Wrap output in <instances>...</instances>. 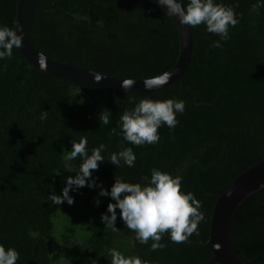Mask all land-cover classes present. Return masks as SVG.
<instances>
[{"label": "trees", "instance_id": "1", "mask_svg": "<svg viewBox=\"0 0 264 264\" xmlns=\"http://www.w3.org/2000/svg\"><path fill=\"white\" fill-rule=\"evenodd\" d=\"M17 1L0 0V24L15 28ZM36 1L32 41L53 58L132 78L160 75L178 59L177 26L150 0ZM222 2L239 14L230 39L221 41L222 48H211L219 36L203 24L191 28L193 56L183 74L189 89L176 81L150 96L185 101L177 126L158 129L159 144H121L122 136L110 135L111 128L119 130L123 111L146 94L62 80L32 66L18 48L0 60V243L18 250L16 264H111L112 248L149 264H218L206 244L217 196L264 159V7L253 11L256 0ZM103 109L112 113L107 125L100 122ZM82 136L89 154L101 143L107 146L106 159L122 147H132L136 154L133 167L98 162L93 177L108 190L115 176L139 182L150 178L153 167L181 175L182 190L202 201L199 234L175 243L165 233L166 247L152 250L151 239L139 243L119 215L117 230L104 226L101 214L115 201L98 197L99 188L82 187L70 192L71 205H53L48 195L61 194L64 178L75 176L82 163L79 157L63 160L71 141ZM66 163L72 171L53 173ZM231 234L247 264H264V187L241 204Z\"/></svg>", "mask_w": 264, "mask_h": 264}, {"label": "clouds", "instance_id": "2", "mask_svg": "<svg viewBox=\"0 0 264 264\" xmlns=\"http://www.w3.org/2000/svg\"><path fill=\"white\" fill-rule=\"evenodd\" d=\"M163 6L169 17L178 18L181 24L194 28L204 25L205 30L219 36V40L211 43V48H222L221 41L230 39V28L239 23V14L234 6L227 5L220 0H157ZM264 7V0H256L252 5L253 11ZM23 26L17 23L16 27L0 24V60L11 58L14 48L22 44ZM19 29V33H18ZM40 64L44 61L40 60ZM101 74L96 73L94 79L99 81ZM171 73H164L159 78H146L144 87L152 89L154 86L165 83L170 79ZM134 83L131 78L123 80L122 87L129 88ZM81 89H78V93ZM185 111V101L177 98L153 99L146 97L139 100L131 109H126L120 115L118 121L119 130L113 127L110 135L122 136L124 141L133 145L159 144L161 136L158 129L167 125L174 129L179 120L178 114ZM112 113L103 109L100 113V122L109 124ZM46 118V111L40 119ZM71 150L63 156L64 161H73L79 157L82 161L75 176L64 178V187L61 194L52 192L48 195L53 205H59L65 201L71 205L74 197L70 192L82 187L99 188V196H109L113 202H109L105 213L101 214V222L107 228L117 230L116 220L119 215L124 225L132 230L135 239L141 244H147L151 239L152 250L162 249L166 244L162 242L165 233L175 243L188 242L195 233L199 234V223L204 219L202 201L198 200L192 191L182 190L183 177L153 167L150 178L144 176L139 182H130L119 176L110 190L102 186L97 177H93V170L98 169L99 163L105 160L118 167L127 165L133 167L136 154L132 147H122L119 151L112 152L106 159L104 151L106 144L90 150L87 148V138L82 136L79 141H71ZM123 162V163H122ZM72 171L70 164L57 168L53 173L60 175V169ZM96 205L100 204L99 198L95 199ZM119 209V213H117ZM111 264H149L139 255H124L116 248L110 249ZM20 253L15 247H5L0 243V264H16ZM93 264V260L91 261Z\"/></svg>", "mask_w": 264, "mask_h": 264}, {"label": "water", "instance_id": "3", "mask_svg": "<svg viewBox=\"0 0 264 264\" xmlns=\"http://www.w3.org/2000/svg\"><path fill=\"white\" fill-rule=\"evenodd\" d=\"M164 11L166 9L157 3V0H150ZM36 0H18L16 9L15 27L17 23L22 25V44L18 48L26 60L35 68L44 71L62 80L73 81L80 84L95 86L98 88L134 92L146 94V97L153 92L173 82L181 81L184 89L183 74L193 56V33L189 26L181 24L176 17H171L178 29L180 38V52L176 63L164 73H171L170 79L152 89L144 87L146 78H132L109 75L81 65L72 64L66 61L53 58L40 51L33 43L31 32L36 12ZM19 33V29H18ZM44 63L40 64L39 61ZM96 73L101 74V79H94ZM164 73L152 78H159ZM131 78L134 83L129 88L122 87L123 80ZM196 104H200L196 101ZM264 187V159L253 164L247 170L238 175L225 191L217 196L211 224L209 239L206 242L213 252L212 259L218 264H247L236 250L231 234L233 217L241 204L253 193Z\"/></svg>", "mask_w": 264, "mask_h": 264}, {"label": "rangeland", "instance_id": "4", "mask_svg": "<svg viewBox=\"0 0 264 264\" xmlns=\"http://www.w3.org/2000/svg\"><path fill=\"white\" fill-rule=\"evenodd\" d=\"M64 185V184H63ZM61 210V208L59 207L58 208V211H56L55 213H54V220H55V222L57 223V213L59 212ZM58 233V225H57V227H56V230H55V234H54V236L56 235Z\"/></svg>", "mask_w": 264, "mask_h": 264}]
</instances>
